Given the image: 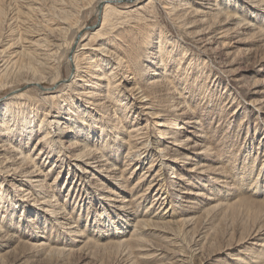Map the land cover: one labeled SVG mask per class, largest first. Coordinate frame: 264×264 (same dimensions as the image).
Instances as JSON below:
<instances>
[{
  "label": "rangeland",
  "instance_id": "374dc122",
  "mask_svg": "<svg viewBox=\"0 0 264 264\" xmlns=\"http://www.w3.org/2000/svg\"><path fill=\"white\" fill-rule=\"evenodd\" d=\"M103 1L0 0V103L13 97L14 111L0 106L2 152H24L42 180L31 188L0 164V264H264V0H190L199 12L181 18L172 0L120 3L96 36ZM83 38L78 70L100 63L101 87L73 82ZM76 137L94 159L75 160ZM117 198L135 199L128 224Z\"/></svg>",
  "mask_w": 264,
  "mask_h": 264
},
{
  "label": "bare ground",
  "instance_id": "6f19581e",
  "mask_svg": "<svg viewBox=\"0 0 264 264\" xmlns=\"http://www.w3.org/2000/svg\"><path fill=\"white\" fill-rule=\"evenodd\" d=\"M173 2H174V6H173V8H172V10L171 11H177V12H179L180 14H178L177 15V17L179 16V18H181V16H186V15H188V14H197L198 12H199V9L200 8H198L197 6H196V8L195 7H193L194 9H190L191 7H190V5H189V1L190 0H172ZM204 1H207V0H202V2H204ZM102 2V1H101ZM115 2H116V4L114 5L113 3V0L112 1H105V3H104V1H103V3H101L100 5H99V8H98V10H97V13H98V15L100 16H102V19H101V27L97 30V31H95V35L96 36H101V34H102V31L104 30V28H105V26H106V24H107V22L109 21V18H111V17H114L115 15L117 16V15H122L123 13H124V11L122 10V9H119L118 8V6H119V4L121 3H123L124 5H125V10L126 11H130V12H132V10H133V8L135 7V6H137V5H139L140 3H142L143 2V0H124V2H123V0H115ZM167 2H169L168 0H167ZM260 2V1H259ZM263 2V1H262ZM208 3V2H207ZM133 4V5H132ZM153 4V3H152ZM168 4V3H167ZM201 4V3H200ZM210 4H212V2L210 3ZM260 4V3H259ZM212 5H214V4H212ZM24 6V5H23ZM144 6V5H143ZM208 6H210V5H208ZM139 7V6H138ZM213 7V6H212ZM212 7L210 6V7H207V9H211L212 10ZM121 8V7H120ZM33 9H35V8H33ZM166 9V8H165ZM216 9H218V10H216L217 11V14H216V11H215V16L216 17H221V15H220V13H222V14H225V15H227L226 16V18L228 19H230V20H228V22L229 21H231V20H233V17L232 16H229L230 14L226 11V12H224V9L223 8H220V6H218L217 5V8ZM223 9V10H222ZM25 10H27V9H25ZM43 11V10H42ZM209 11V10H208ZM207 11V12H208ZM223 11V12H222ZM35 12V11H34ZM206 12V13H207ZM128 13V12H127ZM142 13V12H141ZM235 14V13H234ZM233 14V15H234ZM113 15V16H112ZM138 15H140V14H138ZM209 15V14H208ZM211 15H214V14H211ZM219 15V16H218ZM232 15V14H231ZM122 17V16H121ZM212 17V16H211ZM215 17V18H216ZM220 17H219V19H220ZM239 17V16H238ZM202 18V17H201ZM126 19V18H125ZM194 19V18H193ZM210 20H211V18H209ZM214 19V18H213ZM218 19V20H219ZM239 19H241V18H239ZM238 19V20H239ZM122 20V19H121ZM206 20V19H205ZM195 21V20H194ZM214 22V21H213ZM242 22V21H241ZM216 23H218V22H216ZM222 23V22H221ZM226 23V22H225ZM219 24V23H218ZM67 25V24H66ZM119 25V24H118ZM246 26V25H245ZM249 26V25H248ZM260 27V26H259ZM209 28V27H208ZM114 29V28H113ZM261 29V28H260ZM118 31V30H117ZM142 31V30H141ZM208 31V30H207ZM216 31V30H215ZM217 32V31H216ZM29 33V32H28ZM165 33V32H164ZM264 33V30H262V33L261 34H263ZM50 34V33H49ZM86 35V34H85ZM204 35H205V33H204ZM103 36V35H102ZM91 38V37H90ZM220 38V37H219ZM30 39V38H29ZM87 39V38H86ZM103 39V38H102ZM84 40H85V38H83V39H80L78 42H77V50L75 51V53H74V55H73V57H72V61H70L71 62V64L73 63V65H74V67H75V73H74V77H73V82L74 81H76V80H81V81H84V85H86L87 87H89V88H96V87H101L102 86V82L100 83L99 81H98V84H96V81H93V80H91L90 78H92V79H95L96 77H98L99 79H103L102 77H104V76H102V77H100V76H98V75H95V73H96V71L98 72V71H100V70H102L100 67H101V65H100V63H98V65L96 64V62H92V58L90 57H88V59H89V64H90V66H92L93 68V70L95 71V72H93L92 73V70L90 71V69L89 68H87L88 70H86V71H80V70H78V68H79V65H78V61H77V58H78V55H79V50L81 49V47L82 46H84L85 44H83V42H84ZM169 40V39H168ZM23 41V40H22ZM39 41V40H38ZM73 42V41H72ZM76 42V41H75ZM244 42V41H243ZM34 43H35V41H34ZM32 44V43H31ZM39 44H41V43H39ZM210 44V43H209ZM19 45V44H18ZM105 45V44H104ZM205 45V44H204ZM207 45V44H206ZM99 46V45H98ZM103 46V45H102ZM153 46V45H152ZM164 46V45H163ZM223 46V45H222ZM38 47V46H37ZM89 47V46H88ZM104 47V46H103ZM227 47V46H226ZM39 48V47H38ZM84 48H85V46H84ZM90 48V47H89ZM17 49V48H16ZM86 49V48H85ZM39 50V49H38ZM224 50V49H223ZM89 51V50H88ZM94 51V50H93ZM102 51H104V50H102ZM22 52H24V51H22ZM28 52V51H27ZM30 52V51H29ZM102 53V52H101ZM22 54V53H21ZM29 54V53H28ZM34 54V53H33ZM89 54V53H88ZM100 54V53H99ZM107 54H109V52H107ZM24 55H25V53H24ZM42 55V54H41ZM47 55V54H46ZM117 55H118V53H117ZM23 56V55H22ZM91 56V55H90ZM97 56H99L98 54H97ZM164 56L165 55H163L162 57H161V59L159 60V63H164ZM30 57V56H29ZM44 57V56H43ZM100 57V56H99ZM102 57V56H101ZM100 57V58H101ZM15 58V57H14ZM34 58H36V57H34ZM20 59V58H19ZM104 59V58H103ZM17 60V59H16ZM30 60H32V59H30ZM45 60V59H44ZM94 60V59H93ZM8 61V60H7ZM101 61H102V59H101ZM148 61V60H147ZM0 62H2L1 60H0ZM14 62V61H13ZM16 62V61H15ZM45 62V61H44ZM111 62V61H110ZM17 63V62H16ZM31 63V62H30ZM52 63V62H51ZM50 63V64H51ZM94 63V64H93ZM129 63V62H128ZM158 63V62H157ZM18 64V63H17ZM26 64V63H25ZM39 64V63H38ZM20 65H21V63H20ZM29 65V64H28ZM27 65V66H28ZM15 66H16V64H15ZM26 66V67H27ZM1 67V66H0ZM21 67V66H20ZM30 67V66H29ZM40 67V66H39ZM159 67V66H158ZM157 67V68H158ZM23 67H21V69H22ZM37 68V67H36ZM46 68V67H45ZM147 68V67H146ZM20 69V68H19ZM37 69H39V68H37ZM3 70V69H2ZM26 70V69H25ZM79 71L80 72H82V74L81 73H79ZM154 71V70H153ZM30 73H31V71H30ZM33 73V72H32ZM31 73V74H32ZM36 74H37V71L36 70H34V74H32V78L33 79H35V80H29L27 83L28 84H38V85H40L41 84V81L36 77ZM42 74V73H41ZM45 73H43V75H44ZM125 75V74H124ZM96 76V77H95ZM109 76V75H108ZM105 78V77H104ZM109 81V80H108ZM79 82V81H78ZM135 82V81H134ZM121 83V82H120ZM127 83V82H126ZM130 83V82H129ZM262 83V82H261ZM264 83V82H263ZM257 85V84H256ZM94 86V87H93ZM118 85H116L115 87H117ZM78 87V86H77ZM130 88H131V86H130ZM46 89H48V88H46ZM52 89H54V87L52 88ZM123 89H125V88H123ZM257 89V88H256ZM85 90H87V89H85ZM51 92H53L52 94H54V93H56L57 91L55 90V91H51ZM51 92L49 93V95L51 94ZM92 93V92H91ZM48 94V93H47ZM82 94V93H81ZM84 94H87V92H85ZM108 94V96H110V93H107ZM73 95V94H72ZM46 96V95H45ZM69 96V95H68ZM85 96H87V98H93V99H95L96 97H94L95 96V94L94 93H92V96H88V94L87 95H85ZM107 97V96H106ZM13 98V97H12ZM12 98H9V99H6L4 102H2V103H0L1 105L0 106H3V107H5L6 108V111L9 113V111L11 110V112L9 113V114H12L14 111L12 110V109H10V107H9V105L11 104V100H12ZM91 98V99H92ZM97 99V98H96ZM100 99V98H99ZM55 100V99H54ZM89 102V101H88ZM89 103H91V102H89ZM93 103V102H92ZM100 103V102H99ZM3 104V105H2ZM94 104V103H93ZM25 107V106H24ZM37 107V106H36ZM15 108V107H14ZM68 111L70 112V113H73V111H72V108H70L69 107V109H68ZM19 112V111H18ZM32 114V113H31ZM151 114V113H150ZM74 115V114H73ZM57 115H55V117H56ZM78 116V115H77ZM76 116V117H77ZM163 116V115H162ZM15 117V116H14ZM30 116H25V115H23V117H22V119H23V121L25 122V123H28L29 125L30 124H32V122H33V120H31L30 118H29ZM11 118L13 119V117L11 116ZM72 118V117H71ZM71 118H67L68 120H69V122L68 123H71V124H74V122H77L76 120H74V119H71ZM0 119H2V120H0V122H2V124H1V129H4V130H2L4 133H8V132H10V130H11V127H10V124H9V122L6 120V114L3 116V117H1ZM46 119V117H44V118H42V121H41V123H40V125H39V127L44 123V122H48V120H45ZM30 120V121H29ZM55 121V122H54ZM54 121H49L50 123H57V125H59L61 122L60 121H57V120H54ZM48 122V123H49ZM79 122H81V123H83V121H81L80 119H79ZM87 123V122H86ZM68 128L70 127V129L72 130V128H73V125H69V126H67ZM2 131H0V136L2 137ZM73 131V130H72ZM72 131H69V132H72ZM64 132H66V130L65 131H63V133ZM80 132H82V131H80ZM110 132V131H109ZM115 132H119L118 131V129H117V131H115ZM61 133V132H60ZM26 136L28 135V134H25ZM46 136H48V134H46L45 135V137ZM0 137V164L1 165H3L4 167H5V172L7 173L8 172V175L7 176H12L13 177V175H10L9 174V172L10 171H12L13 172V174H17V173H20V174H22V179L21 180H25V182L27 183V184H29V186H31V188H33V186L35 185L36 186V184L37 183H39L40 184V182H42V180L41 179H39L41 176H40V174H41V172L40 171H38V170H36V168H31L30 167V165H28L27 163H26V160L27 159H29V157L26 155V154H24V152H20L19 153V151L18 152H16V150H18V149H15V156H13V158H12V156L11 157H6V155H4L3 154V152L2 151H4L5 149V146H6V142L5 141H3L4 139H2ZM49 137V136H48ZM56 141V140H55ZM150 143V142H149ZM9 144V143H8ZM71 144H72V146L73 147H75L77 150H81V152H83V154L81 155V153H79L78 155H77V157L75 158V160L76 161H80V158L81 157H84V156H92L91 157V159L93 158V156H95L96 155V150L95 149H92L91 147H89L88 145H86V146H81L79 149H78V147L80 146L79 145V141H77V137L75 138V141H73V142H71ZM84 144V143H83ZM51 146H52V144H51ZM12 148V147H11ZM53 146H52V150H53ZM187 149V148H186ZM20 150V149H19ZM76 150V151H77ZM191 151V150H190ZM156 152L158 153V151L156 150ZM6 153V152H5ZM11 153V152H10ZM22 154H24V155H22ZM70 155V154H69ZM158 155V154H157ZM156 155V156H157ZM196 155H198V154H196ZM100 157H104V156H100ZM170 157H172V156H170ZM131 158V157H130ZM184 158V157H183ZM90 159V160H91ZM94 159V158H93ZM100 159V158H99ZM98 159V160H99ZM167 159H170V158H168L167 157ZM190 159V157H186V160H189ZM13 160H15V161H13ZM104 160V162H105V159H102V161ZM158 160V159H157ZM130 161V160H129ZM156 161V160H155ZM179 160H178V158L177 157H175V158H173V159H171V162H173V165H175V164H179V162H178ZM7 162H12L10 165H9V163L7 164ZM85 162V161H84ZM97 163L99 162V161H96ZM163 163V162H162ZM188 163V162H187ZM95 163H93V165H94ZM161 164V163H160ZM246 164V163H245ZM86 165V164H85ZM91 166V164L88 162L87 163V166ZM96 165V164H95ZM113 166V165H112ZM160 166V165H159ZM208 166V165H207ZM11 167V168H10ZM92 167H94V166H92ZM103 167V166H102ZM171 167V166H170ZM3 168V167H2ZM119 169V168H118ZM174 169V168H173ZM263 170V169H262ZM107 171V170H106ZM113 171V170H112ZM255 171V170H254ZM191 172V171H190ZM217 173V172H216ZM110 176V175H109ZM116 176V175H115ZM205 176V175H204ZM263 177H262V179L261 180H259L258 179V177H257V180L255 181V183L254 184H256V189H257V192L258 193H263V191H264V187H263V184L262 183H264V175H262ZM14 178L16 179V175L14 176ZM174 178V177H173ZM176 178V180L173 182L174 184H176V186H181V182L183 181V176L182 175H178V176H176L175 177ZM117 179V178H116ZM124 179V178H123ZM21 180H19V181H21ZM4 181H5V179L4 180H2V181H0V185H1V187H0V189H2V188H5V186H4ZM100 181V180H99ZM120 181V180H119ZM263 181V182H262ZM22 182V181H21ZM227 183H229V182H227ZM247 183V182H246ZM25 184V183H24ZM34 184V185H33ZM163 184V183H162ZM231 184V183H230ZM41 185H42V189H44L43 188V186L44 187H46L45 185H44V183H41ZM39 186V185H38ZM227 186V185H226ZM254 186V185H253ZM229 187V186H228ZM31 188L29 187V188H26V190L25 191H28L29 189L31 190ZM160 189V188H159ZM237 189V188H236ZM179 190V189H178ZM194 190V189H193ZM193 190L192 191H189L188 193L189 194H195V192H193ZM41 191V190H40ZM183 191V190H182ZM97 192V191H96ZM199 192V191H198ZM233 192V191H232ZM255 192V191H254ZM5 192H1L0 193V198L2 199L3 197H4V194ZM23 193V192H22ZM182 193H185V192H182ZM187 193V194H188ZM197 194V193H196ZM7 195V194H6ZM204 195H206V194H204ZM22 196V195H21ZM41 196V195H40ZM117 196H119V195H117ZM181 196V195H180ZM189 196V195H188ZM55 197V195L54 194H51V193H43V195H42V200H43V203L46 205V204H48L50 207H53V208H51L50 210H49V213H51V215L53 214V215H56V214H61L59 211H61V209L62 208H56V206H54V204H53V200H52V198H54ZM105 197H108V196H105ZM104 197V198H105ZM200 197V196H199ZM28 198V197H27ZM41 198V197H40ZM23 199V198H22ZM125 199V198H124ZM180 199H182V197L180 198ZM27 200V199H26ZM107 200V199H106ZM116 200V199H115ZM114 200V201H115ZM135 199H133V200H129V201H126L125 202V200L124 201H122L120 198H117V200H116V202H118V203H114V201H113V199H111V201H113V205L115 206V208H117L118 210H122V209H125V210H127V213L126 214H124V216L126 217V224H128V219L129 218H131V216H134L136 213L138 214V212H135L134 211V208H129L128 207V205H130L131 207H132V203H133V201H134ZM203 201V200H202ZM52 202V203H51ZM56 202H58V201H56ZM183 202V201H182ZM188 202V201H187ZM201 202V201H200ZM205 202V201H204ZM128 203V204H127ZM43 204V205H44ZM107 204V203H106ZM43 207V206H42ZM59 207V206H58ZM178 208V207H177ZM45 209V208H44ZM129 209H132V210H129ZM150 209V208H149ZM161 209V208H160ZM35 212V211H34ZM161 212V211H160ZM157 214V216H158V213H156ZM65 215V214H64ZM160 215V214H159ZM121 216V215H120ZM154 216V215H153ZM165 217V216H164ZM155 218V217H154ZM195 218V217H194ZM57 219V218H56ZM61 219V218H60ZM64 219V218H63ZM134 219V218H133ZM191 220H193V219H191ZM139 221V220H138ZM138 221H136V222H138ZM190 221V220H189ZM166 222V221H165ZM167 223V222H166ZM169 223V222H168ZM186 223V222H185ZM188 223H190V222H188ZM197 223V222H196ZM68 225V224H67ZM149 225V224H148ZM190 225H192V224H190ZM263 225V224H262ZM149 226H151L152 227V225H149ZM157 226V225H156ZM161 226V225H160ZM164 226V225H163ZM183 226V225H182ZM74 226H72V227H68L69 229V231H74V230H72V228H73ZM162 227V226H161ZM185 227V226H184ZM190 227V226H189ZM122 228H123V226H122ZM165 229V228H164ZM146 230V229H145ZM77 230H75V233L77 234V232H76ZM79 231V230H78ZM1 234V233H0ZM172 234V233H171ZM74 235V234H73ZM262 236V235H261ZM14 240V239H13ZM263 241V240H262ZM244 247V246H243ZM122 248V247H121ZM262 248V247H261ZM197 249H199V248H197ZM200 251V250H199ZM182 254V253H181ZM253 258H255V257H253Z\"/></svg>",
  "mask_w": 264,
  "mask_h": 264
}]
</instances>
